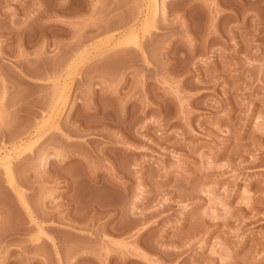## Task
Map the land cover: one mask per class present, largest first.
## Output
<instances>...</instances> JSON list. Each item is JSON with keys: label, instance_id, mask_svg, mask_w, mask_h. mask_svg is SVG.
Listing matches in <instances>:
<instances>
[{"label": "rangeland", "instance_id": "rangeland-1", "mask_svg": "<svg viewBox=\"0 0 264 264\" xmlns=\"http://www.w3.org/2000/svg\"><path fill=\"white\" fill-rule=\"evenodd\" d=\"M0 264H264V0H0Z\"/></svg>", "mask_w": 264, "mask_h": 264}]
</instances>
